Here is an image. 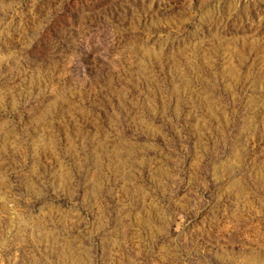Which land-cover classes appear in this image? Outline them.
<instances>
[{
	"label": "rangeland",
	"instance_id": "obj_1",
	"mask_svg": "<svg viewBox=\"0 0 264 264\" xmlns=\"http://www.w3.org/2000/svg\"><path fill=\"white\" fill-rule=\"evenodd\" d=\"M0 264H264V0H0Z\"/></svg>",
	"mask_w": 264,
	"mask_h": 264
}]
</instances>
